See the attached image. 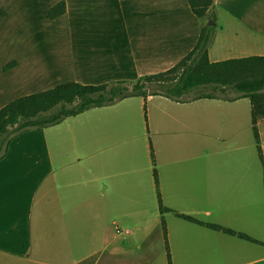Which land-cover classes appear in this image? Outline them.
Wrapping results in <instances>:
<instances>
[{
	"label": "crops",
	"instance_id": "1",
	"mask_svg": "<svg viewBox=\"0 0 264 264\" xmlns=\"http://www.w3.org/2000/svg\"><path fill=\"white\" fill-rule=\"evenodd\" d=\"M47 2L14 0L9 12L22 17L42 5L46 14L63 2L65 13L51 21L62 23L66 41L57 64L83 86L133 84L170 70L208 23L192 14L187 0ZM212 12L211 63L264 57V0H214ZM43 68L29 72L15 63L6 73L15 82L0 85V109L12 90L48 80ZM130 99L11 141L0 161V264H168L162 224L171 264H264L263 240L241 228L257 222L247 215L240 148L220 158L245 127L239 103L247 99L138 98L148 138L133 136V113L119 109ZM263 122L257 124L261 155ZM140 140L143 160L135 151ZM153 170L167 212L159 211Z\"/></svg>",
	"mask_w": 264,
	"mask_h": 264
},
{
	"label": "trees",
	"instance_id": "2",
	"mask_svg": "<svg viewBox=\"0 0 264 264\" xmlns=\"http://www.w3.org/2000/svg\"><path fill=\"white\" fill-rule=\"evenodd\" d=\"M192 14L200 21L214 22L212 8L214 0H187ZM63 2L54 5L46 12V19L54 21L65 13ZM214 27L206 23L202 26L195 47L173 68L138 79L133 84L118 82L109 85L83 86L65 83L53 89L25 96L10 102L0 109V161L8 152L11 141L32 130H42L62 123L65 119L78 116L90 109L103 108L129 98L161 96L176 103L196 100H224L234 102L249 100L251 125L258 157L262 160L257 124L264 120V57H251L240 60H226L211 63L208 47ZM10 63L4 69L14 66ZM234 94V97L228 96ZM153 161V154L151 153ZM264 175V174H263ZM160 213L162 208L158 193V180L153 170ZM192 221L190 218L177 215ZM225 235L254 242L243 234H236L220 227L214 228ZM170 263L165 227L162 224Z\"/></svg>",
	"mask_w": 264,
	"mask_h": 264
},
{
	"label": "rangeland",
	"instance_id": "3",
	"mask_svg": "<svg viewBox=\"0 0 264 264\" xmlns=\"http://www.w3.org/2000/svg\"><path fill=\"white\" fill-rule=\"evenodd\" d=\"M51 1L52 0H48L47 3ZM14 7V0L5 1L3 4L0 3V9L2 10L0 12V85H2L3 81H5L8 86H10L11 82H15L13 79L14 76L6 74L13 66L4 69L7 65L14 62L20 64L22 68L27 69L29 72L37 67H44L43 69L45 71L48 69L50 70V76L48 80L40 79L37 83L28 86H21L18 88L14 86L16 89L12 90L9 95L1 100V103L4 104H9L25 96L53 89L61 84L72 83L69 81L71 77L66 70V66L57 64L61 58L62 48L66 45V41H64L62 37V23L47 20L46 14L42 13V5H38L34 9L30 7L28 10L29 14L22 17L15 15L16 9L14 15L9 12L13 10ZM5 10H7L8 15L4 14ZM33 10L34 12L32 13ZM212 58H214V56H212ZM221 58H227V55L223 54ZM24 74L26 73L24 72ZM16 80L18 81L19 79ZM228 96L234 97L235 95L230 92ZM140 103L141 99L137 97L131 98L119 106V109L127 107L133 113L136 122V130L132 135L136 138H142L143 136L144 138L145 136L148 138L149 135H147V131L144 127L146 112ZM118 105L120 104L118 103ZM239 108L241 113L244 111L246 113L245 127L241 129L239 136L237 135L236 141L231 139L230 142L227 143V152L231 151V153H227V155L222 154L220 158L234 157L235 153L233 148L235 146L240 148L239 157L245 160L247 215L249 216L251 214L257 222L256 227L247 223L241 228L254 234L264 242V163H261L254 145V138L251 131L249 101L242 100L239 103ZM258 129L261 136L262 156L264 159V122L258 125ZM235 142H239L240 145H236ZM135 143L139 146L135 151L136 153L140 152L139 159L143 160V157L145 158L148 156L145 155L144 142L140 140L135 141ZM140 144L143 145L140 146ZM151 239L152 241L157 239L155 234L151 236ZM216 264L223 263L220 262Z\"/></svg>",
	"mask_w": 264,
	"mask_h": 264
},
{
	"label": "water",
	"instance_id": "4",
	"mask_svg": "<svg viewBox=\"0 0 264 264\" xmlns=\"http://www.w3.org/2000/svg\"><path fill=\"white\" fill-rule=\"evenodd\" d=\"M213 24L211 22L208 23V26H212Z\"/></svg>",
	"mask_w": 264,
	"mask_h": 264
}]
</instances>
